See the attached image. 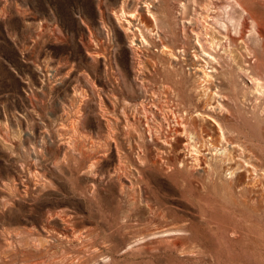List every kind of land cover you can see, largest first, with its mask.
I'll use <instances>...</instances> for the list:
<instances>
[{
    "label": "rangeland",
    "instance_id": "374dc122",
    "mask_svg": "<svg viewBox=\"0 0 264 264\" xmlns=\"http://www.w3.org/2000/svg\"><path fill=\"white\" fill-rule=\"evenodd\" d=\"M197 2L207 14V0ZM174 3L0 0V264L75 257L81 264H264V94H246L236 74L238 66L255 68L264 83V0L253 9L262 35L243 29L252 54L237 43V64L216 78L230 97L223 101L229 112L218 118L226 138L238 145L230 154L237 158L210 156L215 146L222 152L224 142L205 135L207 145L197 143L210 160L205 170L145 163L134 179L137 145L123 134V110L134 111L152 94L188 113L210 111L215 99L201 85L192 53L182 51L180 34L170 32L180 21ZM121 8L136 16L120 17ZM207 21L217 34L220 27ZM165 24L163 41L172 51L154 35ZM132 41L140 49L138 78ZM190 122L212 132L210 123ZM109 130L118 147L108 152ZM120 161L125 175L115 172ZM70 226L84 237L82 253L54 238ZM12 234L45 235L47 246L24 249L23 239L6 248Z\"/></svg>",
    "mask_w": 264,
    "mask_h": 264
},
{
    "label": "bare ground",
    "instance_id": "6f19581e",
    "mask_svg": "<svg viewBox=\"0 0 264 264\" xmlns=\"http://www.w3.org/2000/svg\"><path fill=\"white\" fill-rule=\"evenodd\" d=\"M172 1H175V6L172 7V9L174 10L173 16L178 21H180L178 23H175L176 27L173 31L170 32L176 35L180 34L182 40L179 41L181 42V46L183 47L182 51H184V48L187 47L188 50L192 53V58L190 59L192 60V64L194 65V67H196V70L199 72L198 77L201 81V85L206 87L205 90L207 89L208 91H210L212 95L211 98L215 99L214 101L212 100V102L209 103L211 104L209 107L210 111H207L205 107L201 111L198 109H195L193 111L191 110L189 114V109L187 112L182 111L183 109L181 111L176 110L171 105V101L169 99H163L157 95L152 94L149 96L151 98L146 97L149 98V100L145 98L139 104V106H134V111L130 110L126 112L125 110H123L121 112L124 117L123 134L129 140L134 139L135 144L137 145V151L135 155L137 164L135 165V170L137 172L134 174V179H136L135 177H138L140 179V170L143 166H145V163H149L150 166L153 167H165V165L166 167H172L171 165H169V161H172L171 164L176 165L178 169L187 168V170L190 171L191 169L197 167L205 170L210 166L208 162L210 160H208L207 155L201 152L199 146L197 145V143L200 142L202 145H207V142L203 141L205 135H209L211 139L219 137V139L224 142L223 146L220 148L222 152L218 153V148L217 146H215V151L214 153H210V156H230V154H232L231 150L237 148L238 145H234L235 143L233 144L229 139L226 138L224 134L225 132L222 131V121L218 118V115L229 112V108L223 101L229 100L230 97L221 90L218 83L216 82V78L218 77L219 72H224L226 68L231 73L232 66L236 63L238 54L240 53L236 47L237 43L241 44V47L247 54H252V50L248 44V39L244 38V27H246L247 29L250 26L249 30L255 32V34L258 36H261L263 33H261L260 22L254 16L253 10L254 5L258 6L261 3V0H248L247 2L246 0H226L225 2H219L217 0H207V8L202 5V8L208 12L207 14H204L203 11L197 9L196 6L199 5L197 0ZM191 5L193 6L192 8H190ZM208 5L210 7L211 5H213L214 10H210V7H208ZM148 11H150V9H148ZM117 14H119L120 17L134 18L136 16V11L127 13L123 8H121L120 13ZM150 14L152 19L157 20L154 12H150ZM185 15H187V20L185 18ZM224 15L226 19H223ZM209 18L211 22L215 24V26L212 28H215L216 26L220 27L219 30L217 29V34H214L216 30H213L214 32H212L209 30L210 27H207V25L211 24L207 21ZM124 23L127 26H124V29L129 30V27L131 25L130 21L125 18ZM248 23L250 25H248ZM228 24L232 26V29H234V33L233 31L231 32ZM187 33H189L190 35H187ZM218 34H222V37H219ZM154 35L157 37V40L160 42L163 50L172 51V48L167 44L168 41H163V38L166 39L167 36H169V30L167 29L166 24L165 26L160 25L158 32H154ZM141 40L147 42L144 36L141 37ZM133 45L134 43L132 41L130 49L134 55L135 62H137L138 68H135L134 72L135 75H137L136 78H138L141 70L139 69L140 60L137 57V53L140 49L138 46L134 47ZM232 45L235 46V49L232 47ZM254 69L255 68L251 69L238 66V71L236 72L237 78H241L239 79V81L243 83V90L246 94L261 96L262 94H264V83L255 73ZM242 77H244L246 81L243 82ZM246 82L249 85H247ZM168 85H164L163 87L165 88V91L170 92L172 87ZM204 87L200 88L204 89ZM215 88L218 90H216ZM205 100L207 101V98L204 99V101ZM188 107L190 108V106ZM112 108L114 109L113 105ZM194 112H196V115ZM195 120H203V122L210 123L212 132L204 134L202 129L203 127L198 129L197 127L200 126L189 125V123L191 124L190 121ZM107 133V137L110 136L109 139L112 142L108 146L107 151H110L111 149H113V147L117 149L118 142L114 131H111L110 133L109 130ZM200 138L202 139V141L200 140ZM69 142L70 141H66L65 144H70ZM228 146H230L231 148H229ZM207 149L209 150V147H207ZM151 150L154 151L152 155L149 153ZM164 151H166V153H163ZM243 151L244 150L242 148V152ZM173 152L177 154L175 157L172 156ZM245 153H242L239 156V159L246 161V158L248 157L245 156ZM230 157L237 158V156L232 155ZM97 161L98 159H95L94 161L92 160V163L90 165L94 166L95 162ZM126 171L127 165L122 163L121 161L118 162V165L115 168V172H123L122 175H125ZM137 180L138 179H136V181ZM127 202L129 207H133L136 204V200L134 197L129 198ZM53 214L59 218L63 217L56 213ZM64 229L65 230H63L62 233L54 235L55 240H66L68 241V243H70V247L72 246L77 254L82 253L84 247V237L71 226ZM47 232L44 233L47 235V238L49 236L48 239H50V237H53L52 233H50L49 231ZM47 238L45 237V235L32 236L27 238L26 236L22 237L19 234H12V236H9V240H6L5 242V245H7V247L3 244L2 245L6 248L16 245H22L23 239H27L25 245H23L24 249L39 251L42 247L47 246ZM10 239H12V244ZM79 259L77 257L60 258L55 264H81V261Z\"/></svg>",
    "mask_w": 264,
    "mask_h": 264
}]
</instances>
